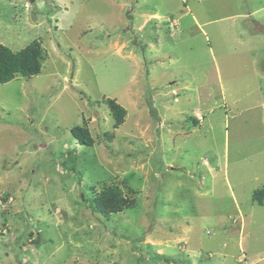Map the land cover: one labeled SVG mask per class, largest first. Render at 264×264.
Wrapping results in <instances>:
<instances>
[{
	"label": "rangeland",
	"instance_id": "1",
	"mask_svg": "<svg viewBox=\"0 0 264 264\" xmlns=\"http://www.w3.org/2000/svg\"><path fill=\"white\" fill-rule=\"evenodd\" d=\"M261 1L0 0V264H264Z\"/></svg>",
	"mask_w": 264,
	"mask_h": 264
},
{
	"label": "trees",
	"instance_id": "2",
	"mask_svg": "<svg viewBox=\"0 0 264 264\" xmlns=\"http://www.w3.org/2000/svg\"><path fill=\"white\" fill-rule=\"evenodd\" d=\"M44 59V49L38 40L31 41L17 51H13L8 46L0 43V84L11 81L17 75L30 77L39 73ZM108 104L116 124L122 123L125 114L124 108L115 100H108ZM191 119L197 123L196 118ZM70 133L78 143L91 145L92 139L86 127L82 125L73 126ZM254 199L261 204L264 199V189L255 192ZM125 202L126 200L122 198L117 187L106 185L89 203H91L94 211L108 215L121 211L126 206Z\"/></svg>",
	"mask_w": 264,
	"mask_h": 264
},
{
	"label": "crops",
	"instance_id": "3",
	"mask_svg": "<svg viewBox=\"0 0 264 264\" xmlns=\"http://www.w3.org/2000/svg\"><path fill=\"white\" fill-rule=\"evenodd\" d=\"M263 12H264V0L260 2V5L253 8V10L250 13L256 14L259 17V16H264Z\"/></svg>",
	"mask_w": 264,
	"mask_h": 264
},
{
	"label": "water",
	"instance_id": "4",
	"mask_svg": "<svg viewBox=\"0 0 264 264\" xmlns=\"http://www.w3.org/2000/svg\"><path fill=\"white\" fill-rule=\"evenodd\" d=\"M31 1H33V0H31Z\"/></svg>",
	"mask_w": 264,
	"mask_h": 264
}]
</instances>
